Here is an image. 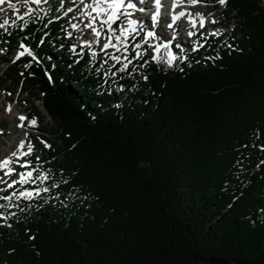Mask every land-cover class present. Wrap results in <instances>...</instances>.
<instances>
[{
  "label": "trees",
  "instance_id": "1",
  "mask_svg": "<svg viewBox=\"0 0 264 264\" xmlns=\"http://www.w3.org/2000/svg\"><path fill=\"white\" fill-rule=\"evenodd\" d=\"M54 1L0 31L2 84L51 119L49 191L0 210V264H264V0H227V40L171 67L136 34L127 71ZM18 43L36 59L14 62Z\"/></svg>",
  "mask_w": 264,
  "mask_h": 264
},
{
  "label": "snow or ice",
  "instance_id": "2",
  "mask_svg": "<svg viewBox=\"0 0 264 264\" xmlns=\"http://www.w3.org/2000/svg\"><path fill=\"white\" fill-rule=\"evenodd\" d=\"M42 2H46V0H23V5L26 7V11L23 15L20 14L19 8L16 7V4H10V7L13 8L16 14V21H10L9 19H4L0 22V29H5L7 31L8 27L11 25H16L17 22H27V19L33 16V13L36 11L34 8L31 7L32 4L40 5ZM74 2H78L77 11L79 12V21L80 23H73L71 27L73 29H77L83 25L84 29L90 30L93 37L95 38L93 41H84L85 46L91 47L93 43L96 45H100L101 39L105 42L100 47V52L104 53L108 59L112 60L114 63L112 67L119 64L120 68L117 71H127L129 65L132 61L129 59L127 53L129 51V43L131 39L135 38L136 34H139L140 31L143 30V25L138 27L139 21L135 19H130L135 11L144 12L146 9L150 8L151 5H155V10L152 12L150 16V20L152 22L153 28H155L161 22V10L163 0H140L144 7L137 8V4L133 3L132 0H89V2H85V0H74ZM184 2V0H174L172 5L173 8L179 7L180 4ZM187 3L195 6L197 3L201 2V0H186ZM219 4L224 5L226 4L227 0H218ZM5 3V0H0V4ZM59 3V0H58ZM2 10V9H0ZM73 9L69 8L68 12H72ZM185 15H188L189 20L191 21V26L193 28L196 27L197 22L195 17L192 16L190 13H186L185 11H180L178 14L172 17V23L167 25L168 28H172L173 24L180 20ZM196 16H199V24L201 27H204L205 24L208 22L206 21L204 15L202 13H197ZM124 20H127V25L124 24ZM119 22V23H118ZM212 24L217 23L215 19L210 21ZM117 25L116 28L113 25ZM72 33H69L71 35ZM217 34V30L213 31V35ZM189 35H194L193 32H189ZM156 37V32L153 30H148L145 33V38L143 42L145 44L148 43V40L151 38ZM203 45H199L198 47H202ZM22 51H18L17 55L14 58L15 60H19L21 57L27 53L30 56H33V59H36L29 48H27L23 43L19 46ZM136 51L135 58L140 59L143 55L146 54V49H141V44L137 43L134 45ZM152 48L155 55L152 57L154 61H165L167 66L171 67L173 62L177 59V57L169 51L168 44H160L157 43L156 45H149ZM164 49V54L160 55L161 49ZM109 49H112V52H108ZM3 51V50H0ZM120 53V54H118ZM93 55H96L93 52ZM108 59L104 60V63H108ZM38 62V61H37ZM30 66V65H29ZM115 76L116 72H105V75ZM130 74V73H129ZM144 79H147L145 76ZM6 111L11 112V105L8 106ZM20 123L17 125L20 128H25V121L28 120L27 117L21 115L18 117ZM37 125V121L35 118L28 121V127H35ZM27 135V134H25ZM26 146V140H21L17 144V150L11 152L8 156L0 159V171H3L4 175L0 176V183L5 184L8 188H12L17 183H28L29 179L32 178L33 172L28 171L26 173L20 174L19 180H13L9 183L4 177H10L15 172V169L12 167L14 163H19V160H14V157H17L18 154L22 156H27L32 152V147L28 146L27 151H24ZM45 146L51 147L45 142ZM29 162H25L24 167H27ZM43 179H48V176L45 175ZM47 192L49 191L48 188L44 189H35L32 191H21L18 194L13 193L10 196L0 197V199H4L7 201H11L14 197L16 199L20 198H32L33 196L39 195L40 192ZM5 205L0 204V209L4 208ZM0 219H4L5 222L7 217L4 216L2 212H0Z\"/></svg>",
  "mask_w": 264,
  "mask_h": 264
},
{
  "label": "rangeland",
  "instance_id": "3",
  "mask_svg": "<svg viewBox=\"0 0 264 264\" xmlns=\"http://www.w3.org/2000/svg\"><path fill=\"white\" fill-rule=\"evenodd\" d=\"M85 2H89V0H85ZM16 4V7L19 8L20 14L23 15V13L26 11V7L23 5V0H5V3L0 4V17L4 19H9L10 21H13L14 17H16V14L13 10V8L10 7V4ZM54 4L57 5L59 8L62 9L65 8V14L70 18V26L73 23H80L78 17L79 12L77 11L78 4L77 2H74V0H55ZM200 8L203 10V14L206 15L205 17L210 22L212 19H215L217 21L215 30H217V33L223 31V40H227L228 33L231 27L233 26V23H230V20L228 18L224 17V10H226V5L219 4L218 0H201V2L197 3ZM32 8L35 9V7H38L43 12H47L48 8L46 6L45 2H42L40 5H31ZM72 8V12H68V9ZM9 12H12V15L9 16ZM36 12V11H35ZM37 13V12H36ZM130 19H135L139 21V24L145 25L144 31L147 32L148 30H153L156 32V37L151 38L148 40V43L146 45V48L153 51L149 45H156L157 40L160 38H164L165 35L168 37L170 36L174 43L180 45L181 43L179 40L187 41L186 36L183 35H189V32L186 31L184 26L190 25L189 20L182 21L181 23V35L176 38L174 35V30H170L171 28H167L166 24L160 23L159 26L157 25L155 28H153L151 20L144 19L143 15H137L133 14ZM219 19V20H218ZM143 20V21H142ZM233 21V19H232ZM127 20H124V23ZM171 23V21H169ZM178 23V22H177ZM199 24V21L197 22ZM211 23V22H210ZM162 25H164L166 28H163ZM212 24V23H211ZM175 27L176 23L173 24ZM114 28L117 26L114 24ZM163 28L162 30L159 28ZM72 28V27H71ZM73 29V28H72ZM148 29V30H147ZM5 29H0V31H3ZM78 33V42L83 47H87L84 44V41H93L95 38L93 37L90 30L84 29L83 25L81 24L80 28L73 29ZM197 30V28H193L194 32ZM143 31V32H144ZM170 32V33H169ZM199 36L201 38H207V32H204L203 30L199 31ZM184 37V38H183ZM158 38V39H157ZM178 40V41H175ZM1 42V37H0ZM105 41L101 39L100 45H96L93 43L91 47H89L92 52H95L96 54L100 52V47L103 45ZM190 42V41H189ZM193 42H196V38H193ZM131 44V40L129 45ZM203 44V42H202ZM201 44V45H202ZM20 44H16L13 51L11 52V58L14 60L15 56L17 55L18 51H20ZM184 48H186V45H184ZM1 50V49H0ZM22 50V49H21ZM163 50V49H161ZM112 49H109L108 52H112ZM172 53H175L174 51ZM27 53H25L26 55ZM120 54V53H118ZM128 54V53H127ZM6 55L4 51H0V121L3 120V122L6 125V132L2 135H0V159L4 158L5 156H8L11 152L17 150V144L20 141V139L25 137L26 140V146L24 151H27L28 146L32 147V152L27 156L19 155L17 157H14V160H19V163H14L12 167L15 169V172L10 177H4L5 180H7L9 183H11L13 180H19L21 173H26L28 171L33 172V176L31 179H29L28 183H17L12 188H8L5 184L0 183V197L10 196L13 193H19L21 191H32L37 188H34L39 182H43L46 179H43V177L46 175L42 173V167L44 166V163L42 162V148L47 147L45 146V141L41 138V135H45L44 131L49 130L51 127V119L45 115V117L42 119V121L39 120L38 117H32L30 114V111L32 110L33 104H31L32 97L27 94V92H24L21 87H13V91H9L7 86L2 84V72L6 69L7 64L2 62V56ZM154 51L152 52V56H154ZM160 55H163V53H160ZM114 63V62H113ZM112 63V65H113ZM3 101V102H2ZM11 105V112L6 111L8 106ZM35 105L38 106L40 109H42L41 102L39 100H36ZM16 107V110L14 111L13 108ZM23 114L25 117L27 116L28 120H26L24 123L26 125L25 128H20L17 125L20 123L18 120V117ZM35 118L37 121V125L35 127H28V121ZM27 134V135H25ZM48 136L51 140H53V137L50 135ZM29 162L27 167H24L22 165L25 164V162ZM3 171H0V176H3ZM5 192L3 193V191ZM35 197V196H33ZM20 199H29V198H20ZM16 199L15 197L11 201H7L4 199H0V204L5 205L4 208H13L16 206ZM3 209V208H2ZM1 210V209H0Z\"/></svg>",
  "mask_w": 264,
  "mask_h": 264
},
{
  "label": "bare ground",
  "instance_id": "4",
  "mask_svg": "<svg viewBox=\"0 0 264 264\" xmlns=\"http://www.w3.org/2000/svg\"><path fill=\"white\" fill-rule=\"evenodd\" d=\"M146 2H147V0H145ZM173 3H174V0H163V4H162V10H161V16H163V17H167V19L169 20V21H171V23H172V17L174 16V15H176V14H178L180 11H185L186 13H190V14H192V16H194L195 17V20H196V22H198L199 21V16H196V14L197 13H202L203 14V10L200 8L201 6H199V4H196L195 6H193V5H191L190 3H187V2H182L181 4H180V6L179 7H176V8H173L172 7V5H173ZM77 4H78V2H77ZM152 10H151V12L153 11V10H155V5L153 4V5H151V7H150ZM149 8V9H150ZM146 11H148V10H146ZM204 15V14H203ZM204 17H205V15H204ZM205 19H206V21H208L207 20V18L205 17ZM185 20H189V18H188V15H185L184 17H182L180 20H178V21H176L175 23H176V25H175V27L174 28H172L173 30H174V35L176 36V38H178L180 35H181V24H179V22L181 23L182 21H185ZM143 21V20H142ZM162 21V20H161ZM190 21V20H189ZM178 22V23H177ZM161 23V22H160ZM174 23V24H175ZM207 23H210L209 21L207 22ZM211 24V23H210ZM158 26H159V24H158ZM174 26V25H173ZM172 26V27H173ZM200 26V24H198L197 23V25H196V28L198 29V27ZM161 30L163 29V28H161V27H159ZM183 28H185L186 29V31L187 32H192L193 31V27L191 26V21H190V25H187V26H184ZM159 40V39H158ZM3 102V101H2ZM14 109V111L16 110V107L15 108H13ZM21 114V113H20ZM21 115H23V114H21ZM24 116V115H23ZM21 140H25V137L23 136V138L22 139H20V141Z\"/></svg>",
  "mask_w": 264,
  "mask_h": 264
}]
</instances>
